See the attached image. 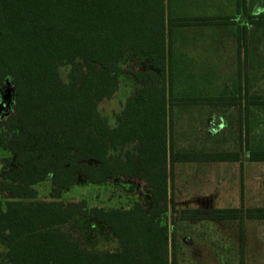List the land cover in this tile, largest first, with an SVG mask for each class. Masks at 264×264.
Returning <instances> with one entry per match:
<instances>
[{"label":"trees","instance_id":"1","mask_svg":"<svg viewBox=\"0 0 264 264\" xmlns=\"http://www.w3.org/2000/svg\"><path fill=\"white\" fill-rule=\"evenodd\" d=\"M180 1L0 0V91L12 90L11 107L0 115V149L10 154L0 171V264H169L172 163L236 156L173 149L172 100L167 103L173 31L200 23L185 9L173 13ZM255 18L264 23L263 15ZM126 55L152 61L168 75L137 73L142 85L110 124L99 105L118 91ZM228 99L177 98L179 105ZM251 159L264 160V151ZM79 179L93 185L140 181L148 204L104 209L84 199L63 202L62 191ZM44 181L49 199L35 187ZM228 210L236 209L213 216L237 218ZM247 211L246 218H264V208ZM80 219L108 227L118 248H89Z\"/></svg>","mask_w":264,"mask_h":264},{"label":"crops","instance_id":"2","mask_svg":"<svg viewBox=\"0 0 264 264\" xmlns=\"http://www.w3.org/2000/svg\"><path fill=\"white\" fill-rule=\"evenodd\" d=\"M234 14L237 17L250 15L243 6ZM220 37L216 32L211 34V41L202 40V45H211L209 48L212 56L216 55V61L212 63V69L216 72L211 74V91L195 97H228L231 103L206 104L202 101L196 104L201 107L196 110L172 111V118H176V125L179 126L178 134L180 128L184 127L188 131L192 130L188 133L194 135V143L186 137L177 141V145L173 143V149L179 152L233 153L236 156L227 160L172 163V176L175 174V166L182 168L184 172L178 175L181 183L176 192H173L169 184L170 174L168 176L169 197L180 198L179 205L174 200L173 208L170 207L167 212L168 216L169 212L178 211V217L174 218L172 224L167 220L169 264L171 257L177 261L176 257L179 256L180 264H188L204 259V255L208 253L212 264H219L220 254L229 257L228 264H264V218H243L240 223L241 219L238 217L213 216V213L222 209L264 208L248 206L245 201L251 197L264 198V160L251 159V153L264 151V31L235 30L230 35L232 43L229 44L227 55L233 67L231 76L226 77L220 75V70L223 69L222 56L225 53L223 42L215 41ZM202 48L204 49L203 46ZM202 84L206 85L205 82ZM173 123L174 120L172 128L175 127ZM208 170L214 178L212 192L198 194V181L202 180ZM248 181H251V187L247 186ZM210 198H227L231 202L222 206L213 205ZM191 204H196V207L188 208ZM192 213L194 216H191ZM175 219L177 223L174 222ZM202 223H209L208 238H204L205 234L201 231L204 226ZM240 226L242 234L237 235L236 231ZM252 229L255 233L251 237Z\"/></svg>","mask_w":264,"mask_h":264},{"label":"rangeland","instance_id":"3","mask_svg":"<svg viewBox=\"0 0 264 264\" xmlns=\"http://www.w3.org/2000/svg\"><path fill=\"white\" fill-rule=\"evenodd\" d=\"M176 5H178V8L176 9L177 11L174 9L173 13H180V9H185L187 14L199 17L200 23L199 25L182 26L181 28L175 27L173 31L172 39L174 57L173 78L171 85L172 95H167L168 105L170 103V100H172L170 105H172L171 109H173V113L180 110H196L198 108H201L196 104L179 105L177 98L195 97L198 94H205L211 91L209 82L211 79V74L216 72L215 69H212V63L216 61V55L212 56L211 49L209 48L211 45H207L205 43L204 45H202L203 39L207 40L208 42L209 40L211 41V34L214 35L216 34V32L219 34V36H221L215 41H219L221 43L223 42L225 53L223 54L224 56H222L224 60L222 59L223 63H221V66H223V69L220 70V75H224V77H226V75L231 76L233 67V63L228 59L227 55V52L229 51V44L230 42L232 43V38L230 37V35H232L235 30H244L251 32L264 31V23L258 24L252 22L257 20L255 18V15L260 14L264 16V0H181L177 4H174V6ZM242 6L245 12L250 13L248 17H237V15L234 14L237 9L240 10ZM174 32L177 35L174 34ZM202 35L205 36L202 38ZM196 42L198 43L196 44ZM213 43L212 45H214ZM176 45L177 48H175ZM202 46L204 47V49L202 48ZM205 47H208V49ZM177 55H179L181 59V62L179 64L178 62H176ZM204 55L206 56L204 57ZM59 70L61 77H65L67 67L61 66ZM147 70H154L155 72L160 74L161 78H163L164 76L166 78L168 75L166 68L164 74H162L160 68H158L152 61L138 60L127 55L121 59L120 71L117 74L119 79V89L110 99L102 101L99 105L101 114L106 117L110 124L114 123L115 116L120 112L127 96L133 94L142 85V81L137 76V73H143ZM202 82H205L206 85H203ZM168 98L170 99L169 101ZM11 101L12 94L9 91H7L6 89L0 91L1 116L5 115L8 112ZM173 120V125L175 127H171V136L174 145H177V141L184 140L186 137H188L194 143V135L192 133H188L192 130L188 131L186 130V128L182 127L180 128L181 130H179L180 134H178L177 129L179 128V126L176 125V118L171 119V125ZM193 143L191 144L194 145ZM184 145L187 144L184 143ZM8 158H10V154L0 149V171L3 161ZM173 170H175V174H173V176L172 174H170L171 181H169V184H171L173 192H176L179 190L181 183L178 179V175L179 173L183 174L184 171L178 166H175ZM211 175V171L208 170L203 176L202 180L198 181L200 182L199 185L197 184L198 194H211V185L212 182L214 183V181H212L214 180V178H212ZM173 179L174 181H172ZM247 186L251 187V181H248ZM35 187L40 198L49 199L51 197V187L48 181H44L36 185ZM61 199L66 203L84 199L88 206H97L104 209L117 207L126 208L136 200H140L144 205H147L149 201L148 195L144 190V185L140 181L124 182L121 180H112L107 183L93 185L86 184L81 179H79L69 189L62 191ZM174 200L178 204L180 198L174 196V199L172 198L171 202L172 206H174ZM210 200L212 201L213 205L219 204V206L226 205L228 204V202H231L230 200L228 201L227 198H210ZM245 201L247 202L248 206H264V198L251 197L245 199ZM195 207L196 204H191L188 208L194 209ZM227 212L240 218V223H242V219L246 218L245 216L248 214L247 209H236L233 212L228 210ZM175 217H178L177 210L175 212L174 210L169 212L167 220L171 221L172 224V221ZM174 222L177 223V219H175ZM209 223H202L204 226L201 227V231H203V234H205L204 238L210 237L208 235L209 228L207 230V225ZM171 224H169L170 227ZM80 227L83 239L89 248L101 251H112L118 248L117 239L108 227L98 223H94L89 219H80ZM220 229L222 230V228ZM213 231H215V229H213ZM236 233L237 235L242 234L241 226L237 229ZM254 233V229L250 230L251 237L254 235ZM176 235L178 236V232H176ZM218 236L220 237V235ZM0 246L3 247L1 239ZM209 254L210 253L205 254L204 259L192 261V263L188 264H212ZM176 259L177 261H175L173 257H171V261H173L174 264H180V257L177 256ZM214 262L215 261H213V263ZM228 262L229 257L223 255L221 256V254L219 255V264H228Z\"/></svg>","mask_w":264,"mask_h":264},{"label":"water","instance_id":"4","mask_svg":"<svg viewBox=\"0 0 264 264\" xmlns=\"http://www.w3.org/2000/svg\"><path fill=\"white\" fill-rule=\"evenodd\" d=\"M6 90L9 91V92L12 94V90H11L10 87H7ZM11 103H12V101H11ZM10 107H11V105H10ZM10 107H9V109H10ZM9 109H8V110H9Z\"/></svg>","mask_w":264,"mask_h":264}]
</instances>
